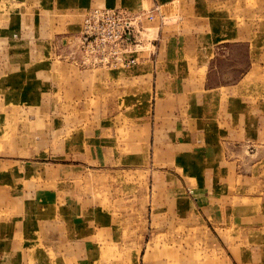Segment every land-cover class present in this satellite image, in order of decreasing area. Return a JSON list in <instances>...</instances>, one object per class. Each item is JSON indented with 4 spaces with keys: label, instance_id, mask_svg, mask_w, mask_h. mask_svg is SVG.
<instances>
[{
    "label": "rangeland",
    "instance_id": "1",
    "mask_svg": "<svg viewBox=\"0 0 264 264\" xmlns=\"http://www.w3.org/2000/svg\"><path fill=\"white\" fill-rule=\"evenodd\" d=\"M142 1L135 2L136 7L119 8L137 13L147 7L153 12L150 5ZM169 2L170 4L162 7V14L166 19L145 23L149 30L143 35V39L153 42L154 48L152 45L147 47L153 54L149 57L147 51V58L135 67L82 66L74 44L79 34L68 35L71 37L65 44L53 37L48 41L33 39L27 44L31 56H22L16 62L35 73V77H27V83L40 73L36 91L38 94L29 98L31 95L26 94L24 89L21 99H0V195L9 191L13 197H21L24 192L33 194L36 191L38 200L43 193L50 196H53L52 193H60L64 204L68 195L73 194L75 200L87 201V206L94 208L102 203L103 206L112 207L117 214L123 213L124 219H128H123L124 225L137 224L138 233L150 240L144 264L148 260L150 264H264V216L260 217L261 212L259 217L246 216L238 214V209H235L254 206L264 208V200H239V206L230 209L229 215L219 212L215 215L214 210L210 214L211 201L200 204L193 198L201 195L198 187L203 188L200 190H208L209 184H198L199 170L181 158L183 148L173 151L169 140L180 129H186V132H191L189 129L194 132L196 128L198 131L199 128L209 131L212 128L208 123L213 119L221 120L220 106H226V103L211 104V93L203 96L204 93L199 90L198 83L206 75L208 88L234 87V93L231 94L223 89L219 94L220 99H228L230 95L229 99H245L246 104L264 100V0H207V4L204 3L197 11L194 9V0ZM34 6L35 3L30 5ZM228 6L233 11L236 35L247 36L248 40L245 41L248 43L217 45L216 56L209 67L203 69L201 65L194 66L192 77L188 72L179 71L177 68L180 66L177 67L166 59L170 58L166 55V50L170 48L194 52L200 47L201 41L191 32L192 23L188 18L190 13L194 16L196 12L197 17L203 15V25L207 27L211 23L210 16L226 11ZM28 7L24 5L22 9ZM183 17L186 20L181 25H173ZM222 24L219 23V26ZM230 24L229 19V27ZM112 73L116 74H113L115 77H111ZM107 74L109 75L106 76ZM181 75L185 77L180 79ZM178 78L182 80L181 95L185 99L173 98L179 92L174 87ZM2 80L0 77L1 87L4 83ZM203 97L206 100L202 103ZM216 100L218 99H213V102ZM116 115L120 118L116 119ZM159 123L166 127L170 136L160 139L162 141L164 138L167 145L157 143L156 151L150 148L148 157L156 166L155 172L150 167L139 166V170L129 171L117 166L124 163L121 158L125 161L132 154L130 145L133 137L138 139L140 147L153 145L155 134L146 135L141 131ZM175 143L181 144L178 141ZM249 152L247 149L246 153L240 150V157L236 159L245 161L246 158H258V155L250 157ZM144 155L146 156L145 149L138 155L140 161ZM209 156V152L203 151V159L208 158L206 164H210ZM172 162L175 165L172 166ZM128 164L130 162L125 163ZM61 165L70 167L63 172L64 170H60ZM115 168L116 171H111ZM159 169H162L167 178V171L187 176V179H182L184 188L188 191L186 195L192 198L193 204H197L196 210L201 214L198 218L205 224L204 227L195 225L196 222L185 214L181 218L173 214V211H181L182 207L188 206L191 209L193 206L188 198L179 199L178 203L171 205L170 199L161 198L160 193L166 192L170 187L175 193L172 197L185 194H182L184 190L180 188V184L170 176L163 179L168 189L164 185V189H161L162 178L154 175L159 174ZM62 172L65 177H61ZM11 173H17L16 179ZM3 176H6L5 182ZM154 181H160V188H153ZM55 183H63L60 191L56 190ZM138 188L143 191L141 195L136 191ZM189 189L194 190L192 195ZM263 193L264 186L261 197ZM11 209L16 210L17 207ZM166 209H171V214ZM23 210L26 218L30 219L29 214L34 211V206L29 209L24 207ZM133 217L136 219L133 220ZM183 223L193 227H185ZM42 226L45 228L46 225L40 223L41 230ZM51 238L50 234L43 232L39 238L42 240L35 237L33 242L32 237L29 244L34 248L47 250L50 258L56 259V254L48 243ZM141 248L143 249L142 245ZM139 255L143 257L142 254ZM63 256H66V252ZM241 257L245 262H242ZM14 264H21L20 259ZM123 264L128 263L124 260Z\"/></svg>",
    "mask_w": 264,
    "mask_h": 264
},
{
    "label": "crops",
    "instance_id": "2",
    "mask_svg": "<svg viewBox=\"0 0 264 264\" xmlns=\"http://www.w3.org/2000/svg\"><path fill=\"white\" fill-rule=\"evenodd\" d=\"M138 1L140 2V0H0V77L4 82L2 87L0 86V96H2L0 99H21V92L24 89H26V94L31 95L29 98H33L35 94H38L36 91L39 86L40 73H38L37 78H31L27 83L25 82L27 77H35V73L33 74L31 69L26 66H19L16 62L22 56H31L27 44L33 39L48 41L49 38L53 37L65 44L64 42H67V39L72 35L80 33L84 17L89 9L136 7ZM169 1L143 0L142 2L150 5L155 19H166L164 13L162 14V7L166 6L165 4H170ZM33 3H35V6L30 7ZM194 3V9L197 11L196 9L203 7L204 3L207 4V0H194ZM24 5L29 7L22 9ZM145 10L149 9L146 7ZM202 16L197 17L195 12L194 16L190 13L188 17L190 23H192L191 32L195 33L196 39L201 41L200 47L194 52H184L177 48L166 50V55L170 56L169 59H166L171 64H175L177 67L180 66L177 69L182 70L183 73H190V76L194 74V66L201 65L203 69L209 67L210 62L216 56L217 45L248 43L245 41L248 40L247 36L236 35L233 11L229 10V6L226 11L222 10V13L212 14L210 16L211 23L207 24V27L203 25ZM229 19L231 20L230 27L228 25ZM183 20L186 19L183 17L179 20L180 22L173 25H181ZM219 23L223 24L219 26ZM163 54L165 55V52ZM248 54L251 55L250 48ZM113 74L115 73L110 74L111 77H115L116 74ZM184 77L181 75L180 79ZM205 77L198 83L199 90L204 93L203 96L206 93H211V104L226 103V106H223V104L220 106L221 120L213 119L208 123L212 128L209 131L207 130L208 132L203 131L202 128H199L200 131L196 128L193 130L194 132H192V129H189L191 132L180 129L169 140L172 143L173 151H178L179 147L185 149H181V158L187 160L188 164L194 165L199 170L198 184H209L210 186L207 188L208 190H200L203 188L198 187L197 190L201 195L198 198L195 196L193 198L197 199L200 204L204 201H211L210 214H213L214 210L215 215L218 212L219 214L229 215L230 209H234L236 205L239 206V200L248 202H261L264 200V193L261 197L262 186H264V100L259 99L258 102L251 104L248 102L246 104L245 99L240 101L239 99H229L230 95H228V99H220L219 94L223 89L231 94L234 93V87L208 88V76ZM181 81L179 80L174 84L179 92L174 94L173 98H184L181 95ZM16 93L17 96H14ZM22 98H25V96L22 95ZM213 99L218 100L213 102ZM204 100H206L205 97L201 100L202 103ZM118 118L120 116L116 115V119ZM256 124H258V127H256ZM141 132L142 134L147 133L146 135H149V133L155 134L153 145H141L140 147L138 139L133 137L131 145L129 144L132 154L125 161L121 158L124 163L117 165L121 166L122 170L127 168L128 170L137 171L140 167H150L155 172L156 166L149 161L148 157L150 148L156 151V144H164V138L162 141L160 139L163 136H170V132L166 131V127L162 123L154 124L153 128L150 126L145 127ZM159 140L160 142H157ZM177 141L181 144H176ZM144 149L146 150V156L144 155L143 160L140 161L138 155ZM246 149L248 152L250 151V157L258 155V158H246L245 161L237 160L236 158L240 157L239 151L242 150V153H246ZM203 151L210 153V164H206L207 157L205 160L203 159ZM191 161L194 162L190 163ZM80 162L83 163V161ZM126 162H130V164L125 165ZM171 165L175 164L172 162ZM101 166L106 167V165ZM69 167L70 165H61L60 170L65 172ZM116 169L111 171H116ZM63 172L61 177H65ZM158 173H154V175L162 178L160 180L162 183L161 189H164L167 185L163 183V179L167 176L164 175L162 169H159ZM11 174L16 179L17 173ZM166 174L180 184V188L184 190L182 194H185V196L174 195L172 197L174 192L170 190L171 187L168 189L167 186L168 190L160 193L161 198L170 199L169 205L176 203L179 199L185 198L186 200L188 198V202L193 208L189 209L186 205L187 207H182L181 211H173V214L178 215L180 218L182 214H185L188 216L187 218L190 217L191 220L196 222L195 225L204 227L205 224H202L201 219L198 218L201 217V214L196 210L197 204L194 203V206L192 198L186 195L188 191L185 190L182 179H187V176L180 173L178 176L171 171H167ZM5 177H2L4 182ZM145 181L149 183L146 177ZM160 181L153 182L154 189H157L156 186L160 188ZM55 185L56 190L60 191L63 183H55ZM189 190L192 195L194 190ZM136 191L139 195L143 192L139 188ZM68 193L69 191L66 194ZM37 194L36 191L33 194L24 192L21 197H13L11 192L8 191L0 195V260L2 264H12V262L14 264L17 259H20L21 264H123L124 260L128 264H144V259L148 257L145 253L149 248L150 240L138 233L137 224L124 225V220L127 221L128 219H124L123 213L117 214L112 207L103 206L102 203L95 205L94 208L90 204H88L90 206H87V201L75 200L73 194L68 195L64 204L61 202L60 193V195L52 193L53 196L43 193L36 200ZM41 198L46 199L42 200ZM31 206H34V211L32 210V213L29 214L30 219H27L23 208L29 209ZM13 207H17V209H11ZM235 209H238V214L241 213L246 216L256 215L259 217V212H261L260 217L264 216V208L260 206L243 209L236 207ZM166 210L168 214H171V209ZM233 213H235V210ZM135 219L133 217V220ZM40 223L46 225L45 228L42 226L43 231L39 227ZM183 224L185 227H193V225L187 223ZM48 230L50 231L47 232ZM43 232L53 237L48 243L54 254H56V259H51L47 250L34 248L29 244L32 242V237L33 242L35 237H38L37 240H42L39 238H41ZM249 241L247 240V242ZM59 248L62 250L55 251ZM144 248L146 249L144 250ZM140 250H142V253H140ZM65 252L66 256H63ZM139 254H142L143 257L141 258ZM124 255H127V257ZM262 255L260 254V256ZM241 260L245 262L242 257ZM146 264H150L149 260Z\"/></svg>",
    "mask_w": 264,
    "mask_h": 264
},
{
    "label": "built area",
    "instance_id": "3",
    "mask_svg": "<svg viewBox=\"0 0 264 264\" xmlns=\"http://www.w3.org/2000/svg\"><path fill=\"white\" fill-rule=\"evenodd\" d=\"M155 20L154 14L145 9L137 13L125 8L88 11L74 42L80 64L95 68H126L139 65L147 58V51L149 57L153 54L147 49L150 45L153 46V42L144 40L143 35L149 30L145 23Z\"/></svg>",
    "mask_w": 264,
    "mask_h": 264
},
{
    "label": "bare ground",
    "instance_id": "4",
    "mask_svg": "<svg viewBox=\"0 0 264 264\" xmlns=\"http://www.w3.org/2000/svg\"><path fill=\"white\" fill-rule=\"evenodd\" d=\"M95 9H103V8H95Z\"/></svg>",
    "mask_w": 264,
    "mask_h": 264
}]
</instances>
